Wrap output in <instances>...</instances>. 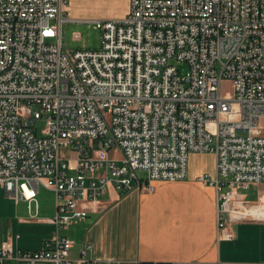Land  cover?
Returning <instances> with one entry per match:
<instances>
[{"label": "built area", "instance_id": "obj_1", "mask_svg": "<svg viewBox=\"0 0 264 264\" xmlns=\"http://www.w3.org/2000/svg\"><path fill=\"white\" fill-rule=\"evenodd\" d=\"M67 5L0 0V184L30 208L41 186L55 192L58 230L39 250L4 241L0 264H72L60 229L109 187L187 179L194 153L216 156L198 180L217 190L224 238L230 222L264 220L251 212L264 191L243 194L264 184V0H130L124 17L89 21L100 47L78 50L62 40Z\"/></svg>", "mask_w": 264, "mask_h": 264}, {"label": "crops", "instance_id": "obj_2", "mask_svg": "<svg viewBox=\"0 0 264 264\" xmlns=\"http://www.w3.org/2000/svg\"><path fill=\"white\" fill-rule=\"evenodd\" d=\"M124 2L123 11H105L109 19L129 12L130 0ZM196 156L208 155H191ZM209 156L216 161L215 154ZM205 171L195 168L185 180L155 181L152 191L141 190L138 181L132 188L107 190L90 206L88 217L59 231L73 240L72 264L264 263V220L230 222L233 238H224L218 228L217 190L198 180ZM55 212L40 220L45 226L42 244L22 250L42 249L53 238L58 232L51 222ZM82 255L86 263L79 262Z\"/></svg>", "mask_w": 264, "mask_h": 264}, {"label": "rangeland", "instance_id": "obj_3", "mask_svg": "<svg viewBox=\"0 0 264 264\" xmlns=\"http://www.w3.org/2000/svg\"><path fill=\"white\" fill-rule=\"evenodd\" d=\"M124 6V0H68L65 10L67 16L71 17L72 20L64 24L62 40L65 48L68 50L99 48L101 33L89 21L109 19L110 13L105 11H123ZM83 20L85 22H81ZM76 34H80L79 39L75 38ZM186 67V64H179L180 72L183 73ZM221 93L223 97L233 95L231 80L225 79L223 81ZM45 126L44 121L38 123L39 134L43 133ZM60 154L62 157L70 159L69 163L72 170L69 169V172L75 173L73 167L76 161L73 146H62ZM198 154L194 153V155ZM206 155L208 156L190 157L189 172L197 168L206 170L204 174L215 173L216 161L212 156H209L212 154ZM113 156H118V153H114ZM139 175L144 176L145 174L141 172ZM111 189L112 187H109L108 191ZM246 190L243 192L246 195L245 198L257 201L259 191L264 190V184L253 185ZM239 192L241 193V190ZM54 211H56V194L44 186L40 187L37 205L33 203L32 208H30L27 201H16L13 196L6 193L4 186L0 184V245L12 238L16 248L28 249L40 246L43 242V230L45 228L40 220L46 218L45 216L48 214H53ZM25 219H29V221L26 222Z\"/></svg>", "mask_w": 264, "mask_h": 264}, {"label": "bare ground", "instance_id": "obj_4", "mask_svg": "<svg viewBox=\"0 0 264 264\" xmlns=\"http://www.w3.org/2000/svg\"><path fill=\"white\" fill-rule=\"evenodd\" d=\"M263 210H264V204H261L259 206L252 208L251 212H253L254 214H259V213H262Z\"/></svg>", "mask_w": 264, "mask_h": 264}]
</instances>
